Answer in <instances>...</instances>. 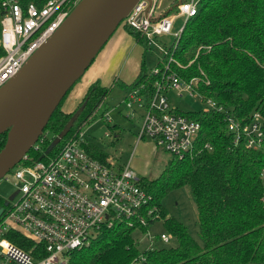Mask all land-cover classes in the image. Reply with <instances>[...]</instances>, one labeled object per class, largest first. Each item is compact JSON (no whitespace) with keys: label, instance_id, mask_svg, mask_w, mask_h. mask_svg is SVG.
I'll return each mask as SVG.
<instances>
[{"label":"trees","instance_id":"trees-1","mask_svg":"<svg viewBox=\"0 0 264 264\" xmlns=\"http://www.w3.org/2000/svg\"><path fill=\"white\" fill-rule=\"evenodd\" d=\"M4 1L0 0V40ZM16 1L24 8L32 3L42 8L48 0ZM186 1H174L165 13L171 14L179 3ZM120 28L144 49L151 48L147 39L125 21L116 32ZM198 47L203 49L193 56L191 52ZM4 54L0 42V57ZM171 56L182 66L175 64L172 70L188 82L197 78L199 93L224 109L223 112L190 113L172 110L201 124L194 150L183 159L174 157L156 179H141L140 186L150 198L151 207L158 208L159 221L176 244L153 249L147 244L141 248V239L135 231L119 226L103 230L89 247L70 253L67 264H264V182L261 177L264 149H248L245 143L236 145L226 123L229 115L247 122L256 112L264 121V0H198L197 14L186 22L176 48H171L163 61ZM157 66L163 68V62ZM156 79L146 68L143 55L137 78L122 87L128 93L139 91L146 110ZM78 82L50 118L38 143L39 149L28 153L31 161H47L59 154L65 143L90 124L111 94L112 86L96 82L77 108L67 112L65 102ZM77 114L60 148L50 149ZM7 139V132L0 136V152ZM87 150L103 162L109 159L104 150L92 144ZM183 187L191 188L202 243L190 234L184 223L170 216L164 206L166 197ZM8 206L9 203L0 200V207L5 208L0 219ZM146 229L142 228L139 233L144 234Z\"/></svg>","mask_w":264,"mask_h":264},{"label":"built area","instance_id":"built-area-1","mask_svg":"<svg viewBox=\"0 0 264 264\" xmlns=\"http://www.w3.org/2000/svg\"><path fill=\"white\" fill-rule=\"evenodd\" d=\"M80 1L48 0L42 8L33 3L24 8L16 0L2 3L5 14L0 42L5 54L0 57V88L19 73ZM158 1L141 0L125 20L150 46L154 37L162 35H173L178 42L184 28L174 33L176 20L184 18L187 22L197 14L198 0L179 3L169 15L156 14ZM172 59L165 67L152 70L157 79L137 140L151 139L156 148L183 159L194 150L201 124L172 113L166 94L173 90L180 97L197 96L207 104L204 112L224 109L199 93L197 78L188 82L172 70ZM140 94L131 92L127 99L138 97L143 107L144 97ZM226 123L236 145L245 143L248 149H264L260 113H254L247 122L229 115ZM38 143L33 149H39ZM88 145L83 129L55 157L31 161L26 155L16 166L12 175L17 181V197L0 219V264H67L70 253L89 247L103 230L119 226L135 232L146 227L144 234L150 248H154L155 239L149 229L160 215L140 186L141 178L130 164L117 168L111 159L103 162L95 158L88 152ZM261 177L264 182V168ZM160 241L170 245L173 238L164 232Z\"/></svg>","mask_w":264,"mask_h":264},{"label":"water","instance_id":"water-1","mask_svg":"<svg viewBox=\"0 0 264 264\" xmlns=\"http://www.w3.org/2000/svg\"><path fill=\"white\" fill-rule=\"evenodd\" d=\"M141 0H81L60 28L0 88V181L19 165L43 135L50 118ZM74 116L52 142L61 144Z\"/></svg>","mask_w":264,"mask_h":264},{"label":"rangeland","instance_id":"rangeland-1","mask_svg":"<svg viewBox=\"0 0 264 264\" xmlns=\"http://www.w3.org/2000/svg\"><path fill=\"white\" fill-rule=\"evenodd\" d=\"M174 1L177 0H159L156 14H163L167 12ZM185 24L186 19L184 18L176 20L173 32H180L184 28ZM176 43V38L173 35H162L160 37L153 38L151 48H142V54H144L146 68L148 71H152L161 61L163 62L162 67H165L166 64L170 62V58H173L171 67L175 64L179 67L180 63L174 56H171L168 59L169 61H163L165 54L171 48H176ZM202 49V47H198L191 53L193 56H197ZM192 62L193 60L190 61V64ZM118 69L113 72L111 94L108 96L103 106L99 108L96 116L90 124H87L84 127L89 144L104 150L109 155V159H111L114 166L117 168L126 166L130 157H132L133 151L137 145V136L142 128L145 114V110L140 106V103H138V97H135L132 100L126 98L125 91L119 86L123 83L122 80L125 81L122 77V69ZM129 94H131V92H127V95ZM166 97L169 101L171 110H179L184 113H190L205 111L207 109V104L200 100L197 96L191 97L189 94H184L183 97H180L177 92L170 90L166 94ZM152 142L153 141L151 139H147L146 143L151 144L152 146ZM61 145L62 143L59 144L58 147L60 148ZM152 151L153 146L148 147L147 152ZM153 153L154 154H152L151 158L146 157L145 155H140L134 162V165L140 164L143 167L148 165V168L150 169L148 174L149 176L146 175L147 177L141 174V172H136L141 179H156L163 172L167 163L174 159V156L165 151L163 148H158V150L155 152L153 151ZM16 186L17 181L13 177L12 173H9L3 180L0 181V200H3L4 203L7 204L12 203V201L14 202L17 197L15 195L17 189ZM164 206L170 216L184 223L190 234L202 243L198 210L191 188L183 187L172 191L166 197ZM4 210L5 208L0 207V213ZM149 232L155 239V243L153 244L154 248L162 247L163 244L160 241V235L165 232L163 223L158 219V222L150 227ZM135 235L141 239V248H144L147 244L150 245V241L148 240L146 234L135 232ZM175 244L176 242L173 240L172 245Z\"/></svg>","mask_w":264,"mask_h":264},{"label":"crops","instance_id":"crops-1","mask_svg":"<svg viewBox=\"0 0 264 264\" xmlns=\"http://www.w3.org/2000/svg\"><path fill=\"white\" fill-rule=\"evenodd\" d=\"M142 48L143 47L138 44L136 40L128 34L127 31L120 28L111 37V39L105 45L104 49L97 56V59L94 62L95 64L93 63V65H91L89 70L86 71L82 80L75 86V88L71 92L70 98L68 97L69 99L68 101L66 100L67 103L65 102L64 105L65 111H74L77 108L78 104L83 100L89 87L92 84L99 82L103 86H111L113 83V72L118 68L120 70L122 69V77L125 80H122L123 83L119 86L125 91L127 98V90L122 86L125 84L133 83L137 78L141 70V63L144 55L142 54ZM146 142L147 140L141 142H138L137 140V145L133 151L132 157H130L128 162L133 171L141 172V174H143L145 177H147L146 175H148L150 171L148 165L143 167L140 164L134 165V162L140 155H145L146 157L151 158L152 154H154L153 151L155 152L156 150H158L154 142H152L153 151L147 152L148 147L152 146L151 144H147Z\"/></svg>","mask_w":264,"mask_h":264}]
</instances>
